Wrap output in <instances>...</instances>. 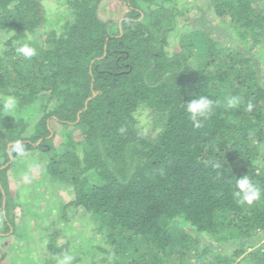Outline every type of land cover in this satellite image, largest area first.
<instances>
[{
    "label": "trees",
    "instance_id": "1",
    "mask_svg": "<svg viewBox=\"0 0 264 264\" xmlns=\"http://www.w3.org/2000/svg\"><path fill=\"white\" fill-rule=\"evenodd\" d=\"M43 1L0 0V96L18 98L15 113L0 106L5 233L22 231L15 207L30 206L31 194L10 181L31 157L55 188L70 186L64 209L95 222L104 245L91 264H264V242L248 251L264 231V70L246 47L189 30L197 0H121L113 30L98 16L103 0H53L66 7L56 26ZM263 1L208 0L238 25L237 39L253 40L264 23L253 4ZM169 34L178 49H167ZM22 43L37 54L18 55ZM200 95L218 104L196 128L186 102ZM229 95L241 105L227 108ZM144 110L152 133L137 125ZM243 175L262 191L251 205L233 195ZM42 247L46 264L69 249L51 239Z\"/></svg>",
    "mask_w": 264,
    "mask_h": 264
},
{
    "label": "rangeland",
    "instance_id": "2",
    "mask_svg": "<svg viewBox=\"0 0 264 264\" xmlns=\"http://www.w3.org/2000/svg\"><path fill=\"white\" fill-rule=\"evenodd\" d=\"M43 2L47 11L55 15L53 18L49 17L50 21L55 26L62 23L64 10H66L65 5L53 0H44ZM253 6L264 9V1L262 3L254 2ZM124 8L125 4L121 0H103L98 7V16L107 20L108 29L113 30L115 29L113 23L117 21V17L121 16ZM186 17L185 23L189 30L201 28L208 31L220 48L235 45L241 51L246 47L249 54L256 59L264 70V23L255 27L254 31L258 30L259 32L255 40L249 36L246 39H237L238 36L235 32L238 25L228 26L230 24L229 18H221L212 12L208 0L195 1L194 9L189 11ZM170 34L167 38V49L172 51L174 46L178 49V45H175L177 43L173 42V37ZM3 40L4 37L0 36V52ZM137 118V125L140 130L144 133H152L149 113L144 110L137 115ZM54 128L58 130L60 126H54ZM26 164V171H21L22 174L17 176H11L10 182L15 193L19 188L21 191L29 188L28 191L31 196L28 197L27 203L30 206L16 205L15 207L16 215H18L16 223L22 229L19 234L5 233L4 227L0 223V233L3 234L0 237V251L6 253L3 264H13V262L17 264H46L44 258H49V256L47 249L45 250V247L41 248V246L47 245L49 239L53 240L54 245H64L69 248L65 251L74 256L73 264H91L89 257L95 256L94 258H97L100 256V248L104 245L100 234L95 230V222L89 214L83 213L81 210L64 209L63 206L72 199L69 185L61 183L55 188L48 175L37 167L34 158L26 159ZM63 214L66 215L63 219L67 221L63 222L62 225L60 216ZM49 226L50 229H48ZM259 235L260 239L253 241L251 243L253 246L249 247L248 251L262 245L264 231ZM88 238L91 239L90 242ZM95 245H99V247L96 248ZM27 248H32L37 257L29 253ZM14 252L18 253L12 255ZM51 260H53L52 264H56V259L52 258ZM237 260H234L232 264H235ZM250 261H252L251 258ZM244 262L242 261L243 264L250 263Z\"/></svg>",
    "mask_w": 264,
    "mask_h": 264
},
{
    "label": "clouds",
    "instance_id": "3",
    "mask_svg": "<svg viewBox=\"0 0 264 264\" xmlns=\"http://www.w3.org/2000/svg\"><path fill=\"white\" fill-rule=\"evenodd\" d=\"M18 55H22L25 58H32L37 54L34 47H31L28 43H22L16 48ZM243 98L239 95H229L226 98L227 108H237L241 105ZM218 104V101H213L208 96L200 95L199 97L191 99L186 102V111L193 122L194 127L200 128L202 126V120L207 119L208 116L214 110V107ZM0 106L8 113H15L18 106V98L14 95L0 96ZM253 105L249 102L247 104V110H251ZM12 150L20 155H23L25 147L22 141L17 140L12 145ZM234 197L238 198L241 203H247L251 205L254 201L260 199L262 195L261 188L253 183L252 179L248 175H243L235 180ZM74 256L68 251H65L58 257H56V264H73Z\"/></svg>",
    "mask_w": 264,
    "mask_h": 264
}]
</instances>
